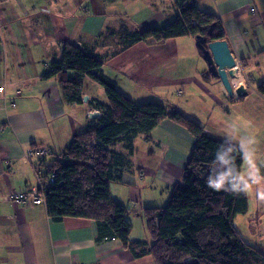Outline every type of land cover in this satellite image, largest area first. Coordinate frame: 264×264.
Instances as JSON below:
<instances>
[{
	"label": "crops",
	"instance_id": "1",
	"mask_svg": "<svg viewBox=\"0 0 264 264\" xmlns=\"http://www.w3.org/2000/svg\"><path fill=\"white\" fill-rule=\"evenodd\" d=\"M176 1L0 0V83H7L4 95L15 103L0 110V192H23L35 184L34 167L40 162H23L26 149L49 147L52 156L45 163L52 164L72 137L100 115L88 117L98 111L89 102L107 100L99 84L85 77L81 102L70 103L57 77L46 76L49 66L60 61L63 45L73 43L104 61L103 75L125 97L136 104H169L243 152L240 182L248 209L234 218V225L245 242L264 254V98L255 91L264 80V0H193L221 19L243 96L234 86L229 96L209 74L194 37L139 41L122 49L128 33L160 28L174 19L179 14ZM212 110L222 123L206 121ZM132 145L130 155L123 142L115 145L130 166L110 191L127 209L131 239L149 241L144 226L142 234L136 230L137 221L145 209L165 206L194 138L165 118L148 138L136 136ZM73 263L155 264L151 255L134 258L118 239H98L91 219L53 221L45 204L0 200V264Z\"/></svg>",
	"mask_w": 264,
	"mask_h": 264
},
{
	"label": "trees",
	"instance_id": "2",
	"mask_svg": "<svg viewBox=\"0 0 264 264\" xmlns=\"http://www.w3.org/2000/svg\"><path fill=\"white\" fill-rule=\"evenodd\" d=\"M179 14L160 28L128 33L122 49L139 41L163 42L186 36L225 40L219 16L200 10L193 0H177ZM104 61L73 43H65L60 61L49 66L70 103L81 102L82 80L88 77L105 92L106 102H89L99 111L86 129L69 141L50 167L59 172L46 195L45 208L53 221L79 217L95 222L98 239L115 238L134 258L151 255L155 264H264V254L245 242L234 218L246 213L248 198L240 182L243 152L207 133L183 113L159 101L136 104L122 95L102 73ZM264 98V80L256 88ZM168 118L194 138L180 181L161 208L143 211L149 241L131 239L127 209L110 191L120 183L129 159L117 152L123 142L128 155L136 136Z\"/></svg>",
	"mask_w": 264,
	"mask_h": 264
},
{
	"label": "built area",
	"instance_id": "3",
	"mask_svg": "<svg viewBox=\"0 0 264 264\" xmlns=\"http://www.w3.org/2000/svg\"><path fill=\"white\" fill-rule=\"evenodd\" d=\"M250 11L254 12V8H251ZM6 86L7 83L5 81L0 83V95L2 100L0 110L3 111H6L8 108L13 107L15 104L13 101H7L4 95ZM16 93L19 94V91H17ZM51 156L52 151L47 146L34 145L29 149H26L22 154L23 162H28L31 158H34L40 162L34 167L35 184L29 190L23 192H0V200L10 201L12 203L17 204H45L46 195L50 192L52 188H54L57 183V178L59 176V172L55 168H52L45 163V160L50 158ZM135 205L136 203L132 201L131 207L134 208ZM134 214L135 216L139 215L137 212H134Z\"/></svg>",
	"mask_w": 264,
	"mask_h": 264
},
{
	"label": "water",
	"instance_id": "4",
	"mask_svg": "<svg viewBox=\"0 0 264 264\" xmlns=\"http://www.w3.org/2000/svg\"><path fill=\"white\" fill-rule=\"evenodd\" d=\"M195 45L200 52L201 58L207 65L209 74L218 78L229 96L233 95V88L228 79L232 75V68L236 67V61L225 40L207 41L204 37H195ZM239 96L245 95L244 89L237 90ZM99 115L98 111L88 113L89 118Z\"/></svg>",
	"mask_w": 264,
	"mask_h": 264
},
{
	"label": "rangeland",
	"instance_id": "5",
	"mask_svg": "<svg viewBox=\"0 0 264 264\" xmlns=\"http://www.w3.org/2000/svg\"><path fill=\"white\" fill-rule=\"evenodd\" d=\"M238 73H239V71H238ZM229 80H230V77H229ZM216 112H218V111H213L212 110V114L210 115V117L208 118V120H206V121H208V123L209 124H211V123H222V122H220V120L217 118V116H216ZM219 114V113H218ZM222 118V117H221ZM207 119V118H206ZM200 120L201 121H203V123H204V121H205V118L204 117H201L200 118ZM141 219H139V221H137V225H136V230L139 232V233H141L142 234V228H143V226H144V228H145V225H144V219H143V217H140ZM147 232V231H146Z\"/></svg>",
	"mask_w": 264,
	"mask_h": 264
},
{
	"label": "bare ground",
	"instance_id": "6",
	"mask_svg": "<svg viewBox=\"0 0 264 264\" xmlns=\"http://www.w3.org/2000/svg\"><path fill=\"white\" fill-rule=\"evenodd\" d=\"M232 75L229 76L230 77V84L231 86H234L236 90H239L242 86V83H241V80H240V76H239V73H238V68L237 66L236 67H233L232 69ZM228 77V79H229Z\"/></svg>",
	"mask_w": 264,
	"mask_h": 264
}]
</instances>
